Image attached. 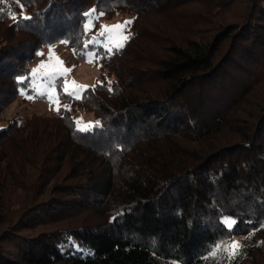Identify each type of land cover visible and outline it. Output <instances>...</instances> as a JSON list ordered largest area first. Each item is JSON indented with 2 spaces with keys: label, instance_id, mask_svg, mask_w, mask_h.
I'll return each mask as SVG.
<instances>
[{
  "label": "trees",
  "instance_id": "16d2710c",
  "mask_svg": "<svg viewBox=\"0 0 264 264\" xmlns=\"http://www.w3.org/2000/svg\"><path fill=\"white\" fill-rule=\"evenodd\" d=\"M93 8L123 48H84ZM0 29V115L43 49L100 57L82 99L59 78L56 115L0 127V264H264V0H0Z\"/></svg>",
  "mask_w": 264,
  "mask_h": 264
},
{
  "label": "rangeland",
  "instance_id": "374dc122",
  "mask_svg": "<svg viewBox=\"0 0 264 264\" xmlns=\"http://www.w3.org/2000/svg\"><path fill=\"white\" fill-rule=\"evenodd\" d=\"M100 25H115L117 23H123L129 20L128 16L117 15L112 19H108L106 15L100 17L99 19H95ZM94 21V20H93ZM94 25V24H93ZM100 31V26L95 32L96 37L98 38V33ZM0 34L4 35L3 31L0 29ZM101 43L104 42L105 37L98 38ZM51 48L52 52L55 53V56L59 57L61 61H63V66L65 68L71 69L72 71L68 73L66 76H59L51 79L49 76L44 75L43 73L46 71L45 69H41L39 73L35 76L32 75V84L35 88L36 95H28L25 92H22L20 97L16 99L14 102L9 105L4 112L0 115V127L11 126V122L19 120L23 121V118L26 116H31L32 114H40L46 117L54 116L58 113L56 111L57 104L52 102L50 103L48 99L49 93H51L52 89L55 88L56 96H58L57 90V80L62 78V80L69 82V90L71 89V81H75L78 85H87L88 87L93 86L99 77V68L96 63H88L85 60H78L72 50L68 47L67 42L62 43L58 42L53 44L45 49H43L40 53L43 55H39L37 58V62L33 63V69L38 68L41 63L48 64L49 63V49ZM93 52V51H88ZM83 92L81 93V95ZM26 97V100L23 98ZM32 97V98H28ZM63 104L59 99V108L62 107ZM75 120L82 118V124L87 125L89 123L95 124L96 119L93 113L86 112L82 109L72 111ZM22 123V122H21ZM20 126H22L20 124ZM63 174V173H62ZM64 175V174H63ZM58 184L64 185V179L62 178L58 181ZM238 241V240H236ZM241 244V243H240Z\"/></svg>",
  "mask_w": 264,
  "mask_h": 264
},
{
  "label": "snow or ice",
  "instance_id": "6c2138e0",
  "mask_svg": "<svg viewBox=\"0 0 264 264\" xmlns=\"http://www.w3.org/2000/svg\"><path fill=\"white\" fill-rule=\"evenodd\" d=\"M98 13V15H97ZM86 17H88L87 22L83 25V29L85 33H88L92 30L94 27L93 25V19H99L100 17L104 16L105 13L103 11H98L97 8L91 9L89 12H86L84 14ZM13 19H15V16H13ZM24 19H31V17L25 16ZM132 23L131 20L125 21L123 23H117L115 25H100V31L98 33L99 37H105V40L103 43L97 38V37H91L88 41L85 42L84 48L87 49L88 46L95 45L98 47L105 48L108 52H112L113 48L119 50L123 48L124 44L128 40V36L125 35V29L128 25ZM62 43H66V41H61ZM50 55H49V63H41L38 68L32 70V75L35 76L37 73L40 72L41 69H45L46 71L43 73L46 76H49L51 79H54L55 77L59 76H66L68 73H70L72 70L65 68L63 66V61L59 59V57L55 56V53L52 52L51 48L49 49ZM74 54H76L74 52ZM38 55H43V53H38ZM81 55L86 57V62L88 63H94L98 62L100 57L96 52H85ZM24 78H19V82L23 83ZM100 84V82H97ZM71 89L69 90V82L65 81L63 85V91L67 93V95L75 98V99H82L81 93L86 91L88 86L87 85H78L74 80L70 82ZM108 84L111 85V81H108ZM97 85H93V88H95ZM109 91H111V87H109ZM32 98V97H28ZM48 99L50 103L54 102L57 104L56 111H60L59 108V98L56 96L55 88L52 89L51 93L48 95ZM67 107V106H66ZM70 110V109H67ZM77 123V130L79 131H90L94 127L99 126V121H97L95 124H82V118L78 119L76 121ZM222 223L225 224V226L228 228V230L231 232L232 229L237 225V220L231 217H225L222 220ZM240 243L239 241H231L230 243L227 241L221 242L214 246V249L211 250L208 255L205 257V259H211L216 257L221 251L226 252L228 259L232 260L234 259L238 254L240 250Z\"/></svg>",
  "mask_w": 264,
  "mask_h": 264
}]
</instances>
